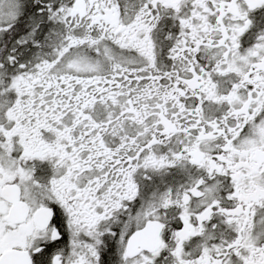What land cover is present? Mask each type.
Instances as JSON below:
<instances>
[{
  "label": "snow or ice",
  "instance_id": "6c2138e0",
  "mask_svg": "<svg viewBox=\"0 0 264 264\" xmlns=\"http://www.w3.org/2000/svg\"><path fill=\"white\" fill-rule=\"evenodd\" d=\"M0 264H264V0H0Z\"/></svg>",
  "mask_w": 264,
  "mask_h": 264
}]
</instances>
